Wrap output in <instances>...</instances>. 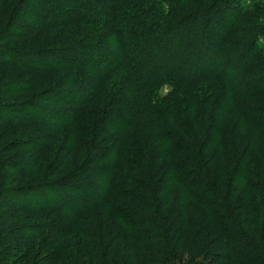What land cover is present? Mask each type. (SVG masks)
Instances as JSON below:
<instances>
[{
    "label": "trees",
    "instance_id": "16d2710c",
    "mask_svg": "<svg viewBox=\"0 0 264 264\" xmlns=\"http://www.w3.org/2000/svg\"><path fill=\"white\" fill-rule=\"evenodd\" d=\"M26 1L0 0V37L18 32L33 42L0 49V78L11 64L38 75L67 69L90 87L81 98L54 91L50 103L67 109L0 105L4 134L14 123H38L43 134L24 140L30 158L12 172L0 157V209L8 206L0 210V264L25 259L40 236L32 264L79 252L87 264H107L121 243L131 264H264L262 0H30L34 18L20 25ZM64 26L80 37L36 45ZM49 49L53 59L43 55ZM23 85L0 81V95ZM24 110L44 117L8 118ZM62 130L67 150L81 145L83 154L68 187L50 180L61 155L47 167L50 179L37 169ZM14 144L0 138L3 153ZM22 174L30 180L15 186ZM16 213L41 219L12 221ZM113 217L121 229L107 226Z\"/></svg>",
    "mask_w": 264,
    "mask_h": 264
},
{
    "label": "rangeland",
    "instance_id": "374dc122",
    "mask_svg": "<svg viewBox=\"0 0 264 264\" xmlns=\"http://www.w3.org/2000/svg\"><path fill=\"white\" fill-rule=\"evenodd\" d=\"M33 2V1H31ZM31 3L30 0H27L22 6V11L21 13L18 14V18H17V23H19L20 25L25 24L26 21H28V19H33L34 16L32 13H28L25 9L26 8H31L30 7ZM36 7V3L35 5H33ZM256 6H258V10L261 12H264V0H262L261 2H259L258 4H256ZM256 15H259V12H256ZM5 24V23H4ZM4 28V26H3ZM3 28L0 30V32L3 30ZM54 28V27H53ZM52 28V29H53ZM67 26L65 27H61V28H57L55 30H50V28L45 29V30H50L45 32L43 39L41 41H39L36 45L37 46H41L43 49H47L48 47H50L49 45L54 44L56 41H59L57 43L58 46L56 47H62V46H67L72 42V37H80V29H73V31L70 33L69 29H66ZM18 31V29H15L14 31ZM74 32H76V34H73ZM17 37V38H16ZM32 37H25V41L23 40V38H20L18 36V32L15 33V35L13 34L10 37H0V49H4L7 46V44L10 43H14V46H21L22 43H25L26 46L30 47L32 46L33 42L31 41ZM35 45V44H34ZM35 45V46H36ZM32 48V47H30ZM40 48V47H38ZM41 48V49H42ZM54 48V47H53ZM40 49V50H41ZM50 50V49H49ZM45 56V58L49 59H53L52 57V50L45 52V54H43ZM60 59V58H59ZM0 60H2L0 58ZM61 61H58L57 63H60ZM34 63H36V61H34ZM7 66V65H6ZM5 72L6 75H5ZM3 76L0 78V81L2 82V84H4V86H6L7 83H17V84H21L24 83L25 85V81L28 83V85L26 87H23V91H13L8 93L7 96H4V92L5 90H2L1 95H0V105H7L9 104V107L11 106L14 108H22L23 106H28L26 104L31 103V102H35L37 105L41 106V108H45V109H52V108H61V109H67V105L64 104L63 102L61 103H50V97L52 96V93L54 91H72L73 93L79 95V97L81 98L82 93L84 91H86L90 86L89 83L84 81V80H77L75 79L69 72V70L65 69V70H61V71H56L55 73H49V74H43V75H38L36 72H33L31 70H25V69H17L16 66L14 65H8V68L5 70ZM71 77L75 80V82H73V80L71 79ZM23 85V86H24ZM112 89V88H111ZM169 91V87L168 86H163L160 90V93L162 95H166ZM112 92H114V89H112ZM73 94V95H75ZM43 95H48L47 99L46 97L44 98ZM41 96L44 98L42 99ZM40 98V99H39ZM13 105V106H12ZM57 110V109H56ZM5 112H8L7 110H5ZM236 119L238 120V115L235 113L234 115ZM40 117H44L40 111L37 113L34 112H29L27 110H24L23 112H19L18 114L13 113V115H11V117L8 118H21L24 119L23 122H27V119L25 118H30L28 120H30L31 122H35L37 120L40 119ZM8 120V119H5ZM41 121V119L39 120ZM38 123H30L27 125H16V123H14V127H12L10 130H8L5 134L4 131H0V138L3 141V143H6L8 141L13 140L15 142L14 145L11 146L12 149H10L9 153L8 151H6V153H3L4 149H0V157L4 158V170L6 173L8 172H12L10 169V165L12 168V165L14 164H21V161L25 160V159H29L30 157H28V153L27 151L28 149V145H24L23 143L26 144V142H24V140L30 138V136H34L36 135V137H38V134L40 133V136L42 137V133L40 132V128L37 125ZM45 125H50V122H44ZM51 126V125H50ZM68 130V129H66ZM66 130H62V131H57L55 133V135H51L50 137H53V142H51L49 144V147L43 151L40 152V155H44V157L42 158V161L40 163V168H37L39 170H41V173H39V175L46 173V177L44 176V178L46 180L50 179L49 177V170L53 167H57L59 164V160L61 159L60 157H62L64 159L63 165L61 166V169L58 171V173L51 177L50 180H56L57 182L60 181V183H62L64 185V187L67 186L68 183V179L71 178V174L73 173V169L76 167L75 165L78 164V162L81 160L83 154H82V146L78 145V149H74L71 148L69 151L67 150V146L70 145L68 143L67 138L65 137L67 132ZM110 139H114L113 135H111ZM24 145V146H23ZM36 151V150H35ZM68 154V155H66ZM61 155V156H60ZM33 156V155H31ZM60 156V157H59ZM4 165V164H3ZM51 166V168L48 169L47 171V167ZM36 169V170H37ZM72 172V173H71ZM97 173V172H95ZM14 174V172L12 173ZM96 175L98 174H92L89 176L90 181L93 182L94 179H96ZM48 176V177H47ZM30 180V177H24L23 174L18 176L16 179V185H22L20 183H27ZM90 182V183H91ZM89 184V183H88ZM68 187V186H67ZM88 187H91L90 185ZM78 189V188H77ZM77 189H74L77 191ZM85 189V188H83ZM89 190V189H88ZM8 206H3L1 207L0 210H2V212H4L5 210H7ZM9 210V209H8ZM15 212V210H12ZM22 212V211H20ZM1 214V213H0ZM17 215L13 217L12 221H14L15 219L17 220H26V221H33L35 220H39L41 219V217L39 215L36 214H27V213H16ZM103 224L106 225V223L103 221ZM107 226L108 227H117L118 229H121L120 224L118 223V221H116V219H114V217L112 219L107 221ZM111 228V229H112ZM123 229V228H122ZM124 230V229H123ZM91 233V232H90ZM96 232H92L91 235L88 234L86 237L88 238L87 240H94V237ZM7 237H10L9 235ZM91 237V238H89ZM44 240L45 237H39L36 240V244H35V248L32 254H28L27 257L23 260H21L20 262H13L11 259L9 260H5L4 264H32V259L34 258V254L35 251L37 250V247L44 244ZM116 240V238H115ZM66 241V239H62L61 243H64ZM72 240H70V243L73 244L71 242ZM154 244H156L155 241H153ZM117 244V241H116ZM111 252V256H109V259L107 261V264H131L128 260V253L125 251V245L123 243H121V248L119 249V251H117L115 249V247H112V251ZM114 253H119L117 258L113 257ZM60 255V254H59ZM82 255V256H81ZM80 252L79 253H71L69 257H67V259H63L60 260L58 259L55 255L54 257H52V259H48L46 260V262L44 264H87L86 259L83 257L84 256V252ZM42 256H45L44 254H42ZM118 262V263H117ZM188 262V261H187ZM185 263L183 260L180 261V264H188ZM235 262L237 264H245L244 260H233V263L235 264ZM177 262L173 263L176 264ZM179 263V262H178Z\"/></svg>",
    "mask_w": 264,
    "mask_h": 264
}]
</instances>
